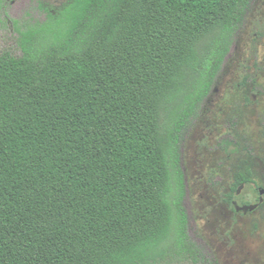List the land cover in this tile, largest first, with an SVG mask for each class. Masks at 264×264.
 Instances as JSON below:
<instances>
[{"label": "trees", "instance_id": "obj_1", "mask_svg": "<svg viewBox=\"0 0 264 264\" xmlns=\"http://www.w3.org/2000/svg\"><path fill=\"white\" fill-rule=\"evenodd\" d=\"M252 1L65 0L19 29L22 55L0 54V264H218L189 234L181 143ZM245 169L232 208L252 204Z\"/></svg>", "mask_w": 264, "mask_h": 264}, {"label": "rangeland", "instance_id": "obj_2", "mask_svg": "<svg viewBox=\"0 0 264 264\" xmlns=\"http://www.w3.org/2000/svg\"><path fill=\"white\" fill-rule=\"evenodd\" d=\"M64 1L0 0V54L22 55L19 29L44 23L46 9ZM224 139L236 142L237 152L228 155L219 143ZM181 152L191 238L218 264H264V207L236 213L226 201L242 164L252 182L239 197L256 204V189H264V0L252 1Z\"/></svg>", "mask_w": 264, "mask_h": 264}, {"label": "flooded vegetation", "instance_id": "obj_3", "mask_svg": "<svg viewBox=\"0 0 264 264\" xmlns=\"http://www.w3.org/2000/svg\"><path fill=\"white\" fill-rule=\"evenodd\" d=\"M219 143H221V142H219ZM222 146V145H221ZM222 148H223V146H222ZM233 185V184H232ZM232 187V186H231ZM244 187V185H242V186H240V188L238 189V193H237V196L239 197V192L241 191V189ZM231 190V189H230ZM261 190H262V188H259V192H261ZM261 198H262V196H261V194H260V197H259V201H258V203H256V204H251V205H257V208L258 207H260V204L261 203H263V202H261ZM229 204V203H228ZM230 205V204H229ZM232 205H233V209H234V211L236 212V213H244V214H247V213H249V212H252V211H254V210H256V209H254V210H248V212H244V211H239V212H237L236 211V209H235V207H238L239 209H241L242 207H246V206H249V204H244V203H241V202H239V201H236V200H233L232 201ZM230 207H231V205H230ZM232 208V207H231Z\"/></svg>", "mask_w": 264, "mask_h": 264}, {"label": "water", "instance_id": "obj_4", "mask_svg": "<svg viewBox=\"0 0 264 264\" xmlns=\"http://www.w3.org/2000/svg\"><path fill=\"white\" fill-rule=\"evenodd\" d=\"M262 198H261V202L264 201V189L261 190L260 192ZM257 208V205H249V206H246V207H242L241 209H239L238 207H235L236 211L239 212V211H244V212H248V210H254Z\"/></svg>", "mask_w": 264, "mask_h": 264}]
</instances>
